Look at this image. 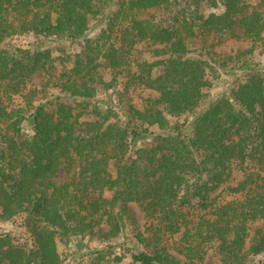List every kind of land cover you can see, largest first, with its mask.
<instances>
[{
  "label": "trees",
  "instance_id": "1",
  "mask_svg": "<svg viewBox=\"0 0 264 264\" xmlns=\"http://www.w3.org/2000/svg\"><path fill=\"white\" fill-rule=\"evenodd\" d=\"M204 5L224 12L206 15ZM95 24L98 34L87 37ZM31 32L82 47L55 57L51 47L1 46ZM233 39L264 48V0H0V100L23 94L38 73L61 94L27 116L0 101V216L22 217L32 240L25 249L0 235V264H63L58 243L92 233L105 217L114 230L113 210L132 203L149 233L133 264H206L210 249L220 264L264 257V224L250 234L264 221V66L242 59L229 95L196 113L212 74L228 66L214 47ZM140 43L152 61L137 55ZM118 84L115 105H93L99 85L112 92ZM134 86L158 98L138 108L126 98ZM72 170L70 180L53 181ZM236 171L242 179L227 186ZM225 192L233 200H221ZM93 254L77 264L107 261L106 252Z\"/></svg>",
  "mask_w": 264,
  "mask_h": 264
},
{
  "label": "rangeland",
  "instance_id": "2",
  "mask_svg": "<svg viewBox=\"0 0 264 264\" xmlns=\"http://www.w3.org/2000/svg\"><path fill=\"white\" fill-rule=\"evenodd\" d=\"M204 12L206 15L211 13L221 14L224 12V8L219 6L218 8L210 7L209 5H204ZM100 27L96 24L92 26L90 31L87 32V37L93 38L99 32ZM2 47L11 48H21V49H41L51 47L54 50L55 57H59L62 50H67L70 53H77L81 50V42H71V41H58L55 43H50V41L40 35L34 33H26L23 35L15 36L7 39L2 45ZM136 53L139 57L152 61L151 58V47L148 43H140L136 46ZM253 49V53L246 56H241V53ZM264 48H255L252 41H240V40H228L221 44L215 45L214 52L218 54V59H226L228 66L226 68L219 67L218 75L212 74L213 88L207 91L209 97L206 102H204L198 109L196 113L205 111L210 102L220 94L230 93L233 84L236 79L244 75L241 70L244 66L240 62L242 59L247 58L251 62L255 61V64L264 66ZM64 57V56H63ZM238 57V58H236ZM240 57V58H239ZM56 72L54 76L58 78L59 70L61 69V60L56 62ZM104 80L110 81L112 79L109 71L102 72L100 74ZM48 76L44 73H38L31 77L27 87L28 89L23 94L14 95L11 100L6 98L0 100L3 102L4 106L9 111H25L24 115L27 116L33 106H38L41 103H46L49 99H53L55 96H60V91L57 87H54L51 83L47 82ZM53 82L56 80L53 77ZM53 83V84H54ZM97 96L92 100L93 105H115L118 102V92L121 91L122 86L117 85L116 89L112 92L105 90L101 85L98 87ZM36 95H29L30 91H35ZM29 95V96H28ZM126 98L132 102L136 107H145L149 99H156L158 95L155 91L146 89L144 87L134 86L132 87ZM29 103V105H28ZM92 111V108L91 110ZM91 117V116H87ZM24 130L27 133H31L30 126L26 124ZM150 131L156 132L157 128H152ZM2 144L0 142V149ZM111 170L113 168L111 167ZM75 170L62 171L54 178L55 183H63L71 179L72 173ZM242 173L236 171L229 181L227 186H235L241 179ZM221 188H224L222 186ZM220 190V189H219ZM219 190L214 192L216 195ZM105 197L110 199L112 197V192L108 191L105 193ZM221 200H233V196H230L228 192H225ZM1 215V210H0ZM113 215L118 218V223L115 229L107 217L103 219L100 226L97 227L92 233H85L79 236H71L62 240L59 244L60 254L62 256L63 264H77L80 262H88L90 257H92L97 251L106 252L107 261L99 264H108V261L114 259V257L124 256L125 260L122 264H133L130 257L132 252H140L145 249V241L149 237V233L146 231V216L144 211L136 203L129 205L127 212L120 211L119 209L113 210ZM264 221L255 222L250 225V234L253 238L256 232L263 226ZM0 235H9L12 243L16 246L23 247L25 249H30L32 245V240L30 235L27 233L22 217H14L8 221H5L0 216ZM143 235V238L140 236ZM166 245L169 248V252L179 260L183 261V257L180 256L174 249L173 242L168 241ZM264 260L263 256L255 257L249 256L246 264H260ZM206 264H220L218 257L215 255L214 250L210 249L206 255Z\"/></svg>",
  "mask_w": 264,
  "mask_h": 264
}]
</instances>
